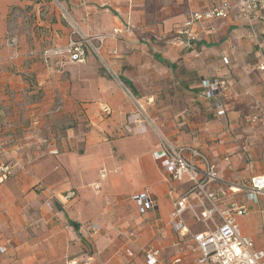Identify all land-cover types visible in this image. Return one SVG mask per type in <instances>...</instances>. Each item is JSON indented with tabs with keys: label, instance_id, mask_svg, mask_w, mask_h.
Listing matches in <instances>:
<instances>
[{
	"label": "crops",
	"instance_id": "obj_1",
	"mask_svg": "<svg viewBox=\"0 0 264 264\" xmlns=\"http://www.w3.org/2000/svg\"><path fill=\"white\" fill-rule=\"evenodd\" d=\"M60 2L86 35L108 37L107 61L168 140L198 149L232 185L229 198L247 208L239 229L264 250V196L245 197L250 180L264 177V22L253 32L232 6L226 19L195 23L188 42L189 12L234 0ZM68 36L48 0H0V168L9 170L0 172V264H145L148 248L160 252L159 264H194L190 234L170 225L187 177L173 181L154 160V132L125 131L130 105L93 56L68 60ZM216 80L224 95L207 99L202 83ZM69 191L75 198L63 200ZM140 193L152 202L145 213L132 201ZM51 198L62 207L47 210ZM185 219L190 233L201 230Z\"/></svg>",
	"mask_w": 264,
	"mask_h": 264
},
{
	"label": "built area",
	"instance_id": "obj_2",
	"mask_svg": "<svg viewBox=\"0 0 264 264\" xmlns=\"http://www.w3.org/2000/svg\"><path fill=\"white\" fill-rule=\"evenodd\" d=\"M48 1L58 8L68 25V43L64 47L68 60L71 63H82L87 56H93L102 72L117 85L131 107L126 118L125 131L127 133H136V131L143 133L147 130L154 132L158 139L152 152L154 160L173 181L179 182L183 177H187L188 190L173 201L170 225L180 236L190 234L199 252V257L194 264H264V250L255 249L252 239L243 235L239 229L237 218L245 215L247 208L229 198L228 190L232 185L220 178L215 166L198 149L185 144L174 145L155 126L143 102L107 61L103 50L108 37L86 35L64 9L60 0ZM232 6L240 9L253 32L256 24L264 22V0H234L233 5L224 2L203 11L189 12L183 24L186 40L190 42L196 39L191 32L195 23L226 19ZM118 33L119 30L115 29L111 36ZM261 33L264 34V31ZM113 54L116 55V51H113ZM223 62L227 64L226 59ZM261 69H264V66ZM225 86V82L218 80L202 83L207 99L223 96ZM215 106L218 109L217 114L224 115L219 103ZM262 125L264 126V117H262ZM0 172L2 177H5L9 172L8 167H1ZM75 196L74 191H69L64 195L63 200H71ZM258 196H264V177L262 176L253 177L245 187L247 201L257 203ZM132 201L140 213H145L152 208V202L146 193L132 196ZM47 206L51 208L49 204ZM186 215L201 227L200 231L193 234L189 232L186 227ZM95 230L97 231L95 226L91 227V231ZM262 235L264 237V223ZM133 236L137 238L139 235ZM0 253H4V248L0 247ZM127 255L132 257L129 251ZM142 256L145 264L160 262V252L155 248L146 249ZM89 262V258L82 261L72 259L65 264H89ZM178 263L180 259L173 261V264Z\"/></svg>",
	"mask_w": 264,
	"mask_h": 264
},
{
	"label": "rangeland",
	"instance_id": "obj_3",
	"mask_svg": "<svg viewBox=\"0 0 264 264\" xmlns=\"http://www.w3.org/2000/svg\"><path fill=\"white\" fill-rule=\"evenodd\" d=\"M108 78V77H107ZM109 79V78H108ZM79 150V152L81 151L82 152V149H78ZM77 150V151H78ZM103 174H105V172H102L101 173V175H103ZM73 183L75 184H77V183H79L78 181H79V179L77 178V179H75V177H73ZM76 180V181H75ZM54 184V183H53ZM52 184V185H53ZM66 184H68V183H66ZM52 185H50V186H52ZM133 185H136V183L135 184H133ZM133 185H131L130 187H134ZM93 189H94V191H96V192H98V191H100V189H101V186L99 185V184H93ZM128 189V186H123L122 185V187H121V190H127ZM49 191H51L50 193H51V195H52V193L54 194V197H55V194L56 193H58V191H56L55 189H51V190H49ZM52 197H53V195H52ZM37 203H39V204H42V205H44V201H40V200H38L37 201ZM51 205V208H47V210H49L50 212H52L55 208H58V207H62V205L60 204L59 205V203H58V201L55 199V198H51V200H50V202H49ZM124 213L125 212H128L129 211V213H131V211H130V207H129V205H127V204H124ZM29 214H31V213H29ZM117 237H122V235L121 234H119V233H117Z\"/></svg>",
	"mask_w": 264,
	"mask_h": 264
}]
</instances>
